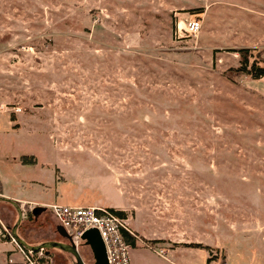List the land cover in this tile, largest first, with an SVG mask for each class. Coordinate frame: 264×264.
Wrapping results in <instances>:
<instances>
[{
    "label": "rangeland",
    "instance_id": "rangeland-1",
    "mask_svg": "<svg viewBox=\"0 0 264 264\" xmlns=\"http://www.w3.org/2000/svg\"><path fill=\"white\" fill-rule=\"evenodd\" d=\"M185 15L202 29L180 41ZM240 48L264 58V0H0V178L17 234L68 243L40 202L113 208L138 237L132 264L228 250L264 264V77L234 71ZM18 221L0 201V264L25 259ZM47 249L33 257L77 264Z\"/></svg>",
    "mask_w": 264,
    "mask_h": 264
},
{
    "label": "built area",
    "instance_id": "built-area-1",
    "mask_svg": "<svg viewBox=\"0 0 264 264\" xmlns=\"http://www.w3.org/2000/svg\"><path fill=\"white\" fill-rule=\"evenodd\" d=\"M202 29V20L195 15L181 17L175 27L174 35L177 40L184 38H196ZM7 111V105L0 102V113ZM1 186V182H0ZM0 192V196H1ZM55 217L59 227L67 234V240L73 242L77 247L83 241L84 233L92 228L97 229L105 243L107 258L110 264H132L131 250L133 245L128 241L127 236H137L131 229L127 215L118 210L112 211L107 208L96 206H75L68 204L54 203L47 206ZM4 229V228H3ZM5 230V229H4ZM10 239L17 242L12 233ZM25 259L19 264H43L41 258H34L33 252L25 247L19 246ZM166 250L159 249L158 254L166 257ZM208 264H221L212 260Z\"/></svg>",
    "mask_w": 264,
    "mask_h": 264
},
{
    "label": "water",
    "instance_id": "water-1",
    "mask_svg": "<svg viewBox=\"0 0 264 264\" xmlns=\"http://www.w3.org/2000/svg\"><path fill=\"white\" fill-rule=\"evenodd\" d=\"M0 201L11 203L19 210V221L17 225L14 227L12 235L20 245L24 246L26 249H29L31 251H38V252L40 250H44L47 248L60 249L62 251L72 254L75 257L77 264H86L82 255L80 254L78 250V247L70 240H69L70 241L69 243L51 241V242L43 243L42 245H39V246H34V245L29 244L24 239H22L17 234L18 224L22 221V218H23V212H22L20 205L16 201L8 197H5V196H0ZM42 209L44 208H41V207L35 208L33 212L36 214L38 213L39 210H42ZM58 230L63 237H65L66 239L68 238L66 232L61 227H59ZM82 239L92 250V253L94 255V260H95L93 264H110L107 258L105 243L100 235V232L97 229L92 228V229L87 230L82 236Z\"/></svg>",
    "mask_w": 264,
    "mask_h": 264
},
{
    "label": "trees",
    "instance_id": "trees-1",
    "mask_svg": "<svg viewBox=\"0 0 264 264\" xmlns=\"http://www.w3.org/2000/svg\"><path fill=\"white\" fill-rule=\"evenodd\" d=\"M240 55V67L235 69V72L241 73L242 75L248 76L252 80L261 79L264 77V58L261 57V54H255V51L251 48H240L238 50H235ZM255 55V56H254ZM254 56L255 60L250 62V58ZM22 162L24 164H36L37 160L34 155L31 156H24L22 157ZM1 192V187H0ZM112 211H115L113 208H109ZM120 213L126 215L123 211H119ZM2 228V227H0ZM128 241L133 245L136 246L138 237L137 236H127ZM68 243L69 241L66 240ZM82 244L87 245L85 241H82ZM88 246V245H87ZM55 249V248H54ZM25 250L28 251V249L25 248ZM60 250V249H59ZM38 252V251H34ZM45 252L48 253V249H45ZM41 260H44L41 258Z\"/></svg>",
    "mask_w": 264,
    "mask_h": 264
},
{
    "label": "crops",
    "instance_id": "crops-1",
    "mask_svg": "<svg viewBox=\"0 0 264 264\" xmlns=\"http://www.w3.org/2000/svg\"><path fill=\"white\" fill-rule=\"evenodd\" d=\"M0 182H1V194H2V196H5V197H8V198H11L8 194H6L5 192H4V186H3V182H2V180H1V178H0ZM11 199H14L15 201H20V200H18V199H16V198H11ZM30 202V204H32V202H37V201H26V202H23V203H29ZM40 205H43V206H48V205H50V204H54V203H42V202H40L39 203ZM35 205H37V204H35ZM58 228H59V225H58ZM59 231V230H58ZM60 233V232H59ZM254 233V232H253ZM255 234V233H254ZM253 234V235H254ZM263 234V233H262ZM252 235V236H253ZM249 237H251L250 235H249ZM260 238H262L263 240H262V242H264V234L263 235H261V237ZM138 242L139 241H137V244H138ZM137 244H136V246H137ZM136 246H134L133 248H135ZM217 248L218 247H220V244L219 243H216V245H215ZM177 248H175V249H172V250H176ZM205 253H206V260H207V258H209V254L207 253V251H205ZM221 256V255H220ZM220 256H218V257H220ZM218 257H217V261L218 262H220L221 264H229V263H231L232 262V260H231V254H230V250H228V252L226 253V258H224V260H223V258H221L220 260H218Z\"/></svg>",
    "mask_w": 264,
    "mask_h": 264
},
{
    "label": "flooded vegetation",
    "instance_id": "flooded-vegetation-1",
    "mask_svg": "<svg viewBox=\"0 0 264 264\" xmlns=\"http://www.w3.org/2000/svg\"><path fill=\"white\" fill-rule=\"evenodd\" d=\"M65 238V237H64ZM66 239V238H65ZM67 240V239H66ZM69 241V240H68ZM70 242V241H69Z\"/></svg>",
    "mask_w": 264,
    "mask_h": 264
}]
</instances>
